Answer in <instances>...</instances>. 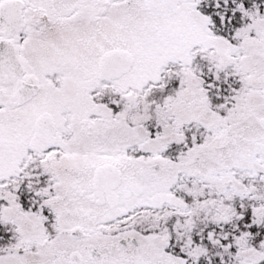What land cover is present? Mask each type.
<instances>
[{
  "label": "snow or ice",
  "instance_id": "1",
  "mask_svg": "<svg viewBox=\"0 0 264 264\" xmlns=\"http://www.w3.org/2000/svg\"><path fill=\"white\" fill-rule=\"evenodd\" d=\"M0 264H264V0H0Z\"/></svg>",
  "mask_w": 264,
  "mask_h": 264
}]
</instances>
